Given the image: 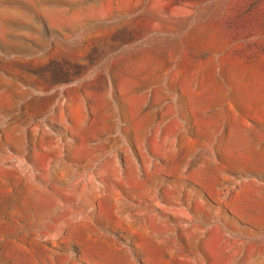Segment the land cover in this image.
I'll return each mask as SVG.
<instances>
[{"label":"rangeland","instance_id":"obj_1","mask_svg":"<svg viewBox=\"0 0 264 264\" xmlns=\"http://www.w3.org/2000/svg\"><path fill=\"white\" fill-rule=\"evenodd\" d=\"M0 264H264V0H0Z\"/></svg>","mask_w":264,"mask_h":264}]
</instances>
